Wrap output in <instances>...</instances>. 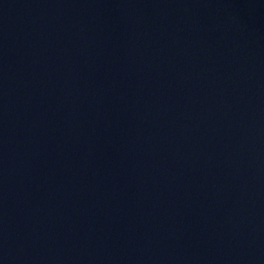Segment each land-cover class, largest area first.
<instances>
[{
  "label": "water",
  "instance_id": "water-1",
  "mask_svg": "<svg viewBox=\"0 0 264 264\" xmlns=\"http://www.w3.org/2000/svg\"><path fill=\"white\" fill-rule=\"evenodd\" d=\"M0 264H264V0H0Z\"/></svg>",
  "mask_w": 264,
  "mask_h": 264
}]
</instances>
